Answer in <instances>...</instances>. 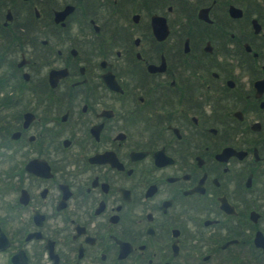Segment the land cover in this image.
I'll return each instance as SVG.
<instances>
[{"label":"flooded vegetation","instance_id":"af4514ba","mask_svg":"<svg viewBox=\"0 0 264 264\" xmlns=\"http://www.w3.org/2000/svg\"><path fill=\"white\" fill-rule=\"evenodd\" d=\"M0 264H264V0H0Z\"/></svg>","mask_w":264,"mask_h":264}]
</instances>
